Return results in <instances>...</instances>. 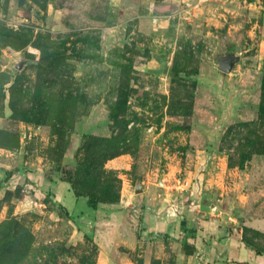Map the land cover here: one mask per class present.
I'll list each match as a JSON object with an SVG mask.
<instances>
[{
	"label": "rangeland",
	"instance_id": "1",
	"mask_svg": "<svg viewBox=\"0 0 264 264\" xmlns=\"http://www.w3.org/2000/svg\"><path fill=\"white\" fill-rule=\"evenodd\" d=\"M0 183V264H264V0H0Z\"/></svg>",
	"mask_w": 264,
	"mask_h": 264
},
{
	"label": "water",
	"instance_id": "2",
	"mask_svg": "<svg viewBox=\"0 0 264 264\" xmlns=\"http://www.w3.org/2000/svg\"><path fill=\"white\" fill-rule=\"evenodd\" d=\"M240 61V56L236 52H230L226 55H222L218 58L219 68L225 72L233 71L235 65ZM163 74L168 73V64H165L162 70ZM144 191V187L141 183L136 186V193Z\"/></svg>",
	"mask_w": 264,
	"mask_h": 264
},
{
	"label": "trees",
	"instance_id": "3",
	"mask_svg": "<svg viewBox=\"0 0 264 264\" xmlns=\"http://www.w3.org/2000/svg\"><path fill=\"white\" fill-rule=\"evenodd\" d=\"M13 176V172L12 171H9L8 173H7V179H10L11 177ZM71 182H73L71 179H70V183ZM0 186H1V183H0ZM76 196L77 197H85V195L84 194H81V193H79V192H76ZM87 197L89 198L88 199V204H89V206L91 207V208H93V209H98V206H99V204H100V201H99V199L96 197V196H94V195H92V194H89V195H87ZM258 254H262L261 252H257Z\"/></svg>",
	"mask_w": 264,
	"mask_h": 264
},
{
	"label": "built area",
	"instance_id": "4",
	"mask_svg": "<svg viewBox=\"0 0 264 264\" xmlns=\"http://www.w3.org/2000/svg\"><path fill=\"white\" fill-rule=\"evenodd\" d=\"M215 1L227 2V1H230V0H215Z\"/></svg>",
	"mask_w": 264,
	"mask_h": 264
}]
</instances>
